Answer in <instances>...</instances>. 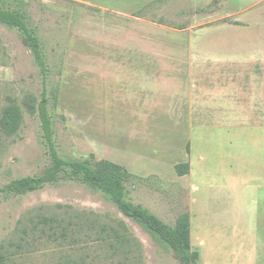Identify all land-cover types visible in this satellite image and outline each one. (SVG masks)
I'll list each match as a JSON object with an SVG mask.
<instances>
[{
	"label": "rangeland",
	"instance_id": "374dc122",
	"mask_svg": "<svg viewBox=\"0 0 264 264\" xmlns=\"http://www.w3.org/2000/svg\"><path fill=\"white\" fill-rule=\"evenodd\" d=\"M94 4L0 0L25 14L47 65L43 75L21 34L0 24V121L12 105L23 114L16 135L0 130V188L50 165L26 106L45 99L59 155L103 160L89 146L108 147L139 179L128 187L134 203L169 225L189 215L199 264H264V0H166L129 16ZM105 77H157L147 99L193 112L121 114L126 102ZM181 163L190 165L183 177ZM41 216L73 222L75 238L33 231ZM119 221L123 244L111 230ZM1 251L5 264H179L102 194L70 180L0 196Z\"/></svg>",
	"mask_w": 264,
	"mask_h": 264
},
{
	"label": "trees",
	"instance_id": "16d2710c",
	"mask_svg": "<svg viewBox=\"0 0 264 264\" xmlns=\"http://www.w3.org/2000/svg\"><path fill=\"white\" fill-rule=\"evenodd\" d=\"M0 24L21 34L23 44L32 52L43 75L47 65L42 53L40 39L29 26L26 16L19 10L0 6ZM45 99L34 107L31 102L26 106L32 114H36L41 123L43 143L50 160V165L41 174L12 180L0 188V196L5 199L26 196L43 189L46 185L58 184L63 180L76 181L92 191L102 194L127 219L138 225L154 241L174 252L179 264H199L200 253L194 250L191 243V222L188 214L179 216L174 225H169L152 213L142 204H136L129 198L128 187L135 186L139 180L123 166L108 160H97L94 154L89 158H62L56 148L53 130V115L49 113ZM23 122L21 108L12 105L7 107L0 121V130L7 137L18 133ZM190 165L181 163L175 166L176 174L183 177L189 173ZM119 230L113 227V235L121 244L127 241L122 235L128 227L119 221ZM73 222L63 225L56 216H41L32 228L41 230L49 240L54 242L75 238ZM43 226V227H40ZM31 230V231H32ZM106 229L103 228L102 232ZM73 236V237H72ZM117 242V243H120ZM6 256L0 252V264H5Z\"/></svg>",
	"mask_w": 264,
	"mask_h": 264
},
{
	"label": "crops",
	"instance_id": "0c3cea01",
	"mask_svg": "<svg viewBox=\"0 0 264 264\" xmlns=\"http://www.w3.org/2000/svg\"><path fill=\"white\" fill-rule=\"evenodd\" d=\"M73 1L84 2L87 4L96 3L94 5H97L98 7L102 9L109 10L110 12H114V13L115 12L124 13V15L129 16L133 12L141 10L143 7H145L149 3L166 1V0H73ZM193 32H194L193 30L188 31L187 29L185 30L184 34L189 35ZM105 78H107L109 81L107 83L108 85L107 87H109L111 90L119 91V93H121V95L123 96L126 102L125 105H122L121 114L150 115L148 120H151L152 116L155 114L166 115V114H180L183 111L187 113L193 112V110H190V109L189 110H185V109L176 110L170 107L166 108V106L158 104L157 100L150 101L151 100L150 98L147 99L148 94H151L153 90H157L159 88L158 85L151 84V82H154L157 77H105ZM110 83L115 84L117 87L112 89L111 85H109ZM169 89L173 90L175 89V86L170 87ZM102 105H103V108L107 109L106 112L112 113V108L114 105L104 100H103ZM134 118L136 117L133 116V119ZM111 130L112 129L110 128L106 130L104 129V132H111ZM85 146H88V145L85 144ZM89 148H91L92 151L95 152L96 154H99V156L101 155L103 157V160H108L111 162L115 160L114 158H111L112 151H110L108 147L98 148V146L95 145V147L89 146ZM105 151H109L110 154L106 153Z\"/></svg>",
	"mask_w": 264,
	"mask_h": 264
}]
</instances>
